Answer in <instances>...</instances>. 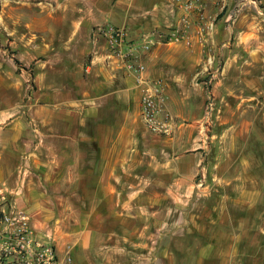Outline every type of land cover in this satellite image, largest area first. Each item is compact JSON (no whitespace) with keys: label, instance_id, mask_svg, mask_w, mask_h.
<instances>
[{"label":"crops","instance_id":"crops-1","mask_svg":"<svg viewBox=\"0 0 264 264\" xmlns=\"http://www.w3.org/2000/svg\"><path fill=\"white\" fill-rule=\"evenodd\" d=\"M189 2L193 7L188 9ZM241 4V18L232 22ZM246 6L248 2L240 0H0V32L14 41L24 67L32 66L37 88L28 112L12 111L10 102L7 111H0V181L6 192L16 194L35 229L43 230L50 222L45 199L55 198L60 184L77 182L95 190L96 199L115 200V206L101 213L106 219L118 224L130 217L142 223L127 233L137 236L134 245L140 253L114 257L113 263L152 264V232L147 228L151 215H162L163 207L137 205V199L149 196L151 184L159 187L156 196L163 198V178H153L152 168L168 167L172 181L166 186L174 188L170 193L176 198L194 177L183 172L177 142L168 146L165 161L153 155L152 145L140 142L147 128L141 118L139 77L111 52L100 30L114 26L126 31L137 47L136 62L146 66V76L166 82L172 110L176 94L180 104H190L187 88L195 78L206 69L221 67L214 88L221 124L227 125L221 138L233 141L232 147L222 149L236 155L241 152L246 133L241 127L248 124L249 108L264 96V73H254L264 72V22L244 16ZM174 35L190 38L192 45L174 42ZM147 39L157 44L145 52L138 45ZM17 71L11 59L0 63V88H21L25 78ZM73 71L82 73L78 82ZM233 79L238 88L229 84ZM75 85L84 87L82 93L73 94ZM248 89L252 92L245 95ZM262 105L263 109V101ZM141 168L149 172L137 173ZM137 183H144V189ZM251 195L258 199L263 194ZM241 225L240 219L231 225L236 233L225 241L222 255L206 259L217 264H264V239L244 238ZM254 228L264 231L258 223ZM73 239L68 234L66 242L72 244ZM213 245L209 241V248Z\"/></svg>","mask_w":264,"mask_h":264},{"label":"rangeland","instance_id":"rangeland-1","mask_svg":"<svg viewBox=\"0 0 264 264\" xmlns=\"http://www.w3.org/2000/svg\"><path fill=\"white\" fill-rule=\"evenodd\" d=\"M240 1L248 2V6L244 8V16H257L264 22V3L258 2L260 0ZM242 9L241 4L233 12L232 22L241 18ZM150 40L153 42L152 48L157 41ZM203 41L206 44L209 40L206 38ZM13 42L0 32V63H4L7 58L11 59L18 69L17 72L24 75L25 81L21 88L14 85L9 89L0 88V111H7L5 109L9 104L6 103L10 102L14 107L12 111L28 112L37 88L32 66L24 67L25 62L18 58ZM181 42L185 43L183 40ZM141 46L142 44L138 45V48L141 49ZM146 70L142 76L135 73L139 77L140 96L142 98L147 88L158 90L162 116L170 125V133L156 134L146 129V137H141L140 142L152 145L153 155L163 158V161L169 157L168 151L171 148L168 146L177 142L179 152L183 154V172L185 176L190 172L194 177V182L184 184V191L176 198L174 193H170L174 188L166 186L167 181L169 184L172 181L168 167H163L162 171L152 168L153 178H163V198L156 196L159 187L151 184V187H147L149 196L137 199V205L152 209L163 207L162 215H151L152 221L147 228L152 232V264H217L206 257L223 254L225 241L233 238L236 233V228L232 226L237 220L240 219L242 225L244 224L243 227L240 226L243 228L244 238L247 236L254 240L259 237L264 239V231H256L254 228L257 223L264 228V96H260L259 103L255 100L249 108L248 124L241 127L246 132L241 137V152L235 155L232 151L225 152L222 149L226 146L232 147L233 141L230 139L225 142L221 138L227 125L221 124L220 99L214 92L215 84L222 73L221 67L220 70L206 69L195 78L187 88L192 98L190 104H180L174 88L172 91L177 97L173 101V110L169 88L164 79L146 76ZM254 73L260 75L264 72ZM72 76L76 80L74 82H78L82 73L73 71ZM140 78L144 82H140ZM229 84L238 88L235 79L229 81ZM83 89L84 87L75 85L72 92L78 95ZM251 92L248 89L245 95ZM237 123L240 124L241 121ZM196 162L199 163L198 166L192 168ZM217 163L219 164L215 167ZM144 171L148 170L141 168L137 173H147ZM136 185L138 189H144L145 186L144 183ZM256 191L263 194L258 199L251 195ZM95 197V190L73 182L60 184L56 197L45 199L46 207L51 211L50 222L43 230L33 229L35 235L41 239H47L48 235L54 238L57 255L62 261L71 259V264H115L112 261L114 257H129L140 253L141 249L134 245L137 236L130 233L128 236L127 233L128 230L135 232L140 229L142 223L130 217H123L125 219H121L118 224L111 217L106 219L107 216L101 213L105 212L103 209L109 211L115 206V200L103 201ZM16 199L15 193L9 194V207L23 209L19 207ZM122 203L120 206L125 201ZM248 209L251 210L244 213ZM1 233L2 231L0 237H3ZM68 234L74 238V243L66 242ZM209 241H214L216 246L209 248Z\"/></svg>","mask_w":264,"mask_h":264},{"label":"built area","instance_id":"built-area-1","mask_svg":"<svg viewBox=\"0 0 264 264\" xmlns=\"http://www.w3.org/2000/svg\"><path fill=\"white\" fill-rule=\"evenodd\" d=\"M192 7L193 2H189L187 8ZM100 34L106 38L111 52L126 63L128 72L142 76L146 67L136 62L137 51L135 49L137 47L131 44L126 31L108 26L101 29ZM181 40L187 46L192 45L190 38L174 35V42ZM152 45V40L147 39L142 43L141 49L149 51ZM140 82H144V79L140 78ZM157 93L158 90L152 88L144 91L141 98V118L149 131L156 134H168L170 125L162 116ZM8 196L9 193L4 190L0 182V231L3 236L0 237V264H71V259L62 261L57 255L53 237L48 235L47 239H41L35 235L31 216L27 210L9 207Z\"/></svg>","mask_w":264,"mask_h":264}]
</instances>
